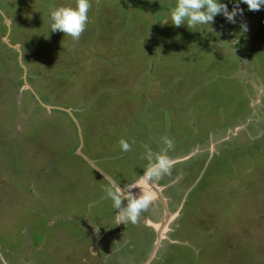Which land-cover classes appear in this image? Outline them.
Returning <instances> with one entry per match:
<instances>
[{
    "label": "rangeland",
    "instance_id": "rangeland-1",
    "mask_svg": "<svg viewBox=\"0 0 264 264\" xmlns=\"http://www.w3.org/2000/svg\"><path fill=\"white\" fill-rule=\"evenodd\" d=\"M90 3L74 42L49 16L75 0H0V264H264V6L189 29L177 0ZM165 135L163 204L116 225L105 188Z\"/></svg>",
    "mask_w": 264,
    "mask_h": 264
},
{
    "label": "clouds",
    "instance_id": "clouds-1",
    "mask_svg": "<svg viewBox=\"0 0 264 264\" xmlns=\"http://www.w3.org/2000/svg\"><path fill=\"white\" fill-rule=\"evenodd\" d=\"M240 3L246 4L248 10L253 12L260 11L264 6V0H235L234 7L229 11L227 5L219 0H177L170 13L171 23L176 27H181L186 23L191 29L197 25L210 26L217 15H222L229 23L235 24L236 17L243 16L244 10L240 8ZM75 4V7L53 8L50 11L49 26L51 32H62L65 36L71 37L74 42H78L87 28L88 13L92 5L90 0H75ZM168 22L166 20L164 23ZM241 28L245 32L248 30L246 23L242 24ZM23 56L24 53L21 54L22 61H24ZM160 143L163 147L159 152H153L147 145H144L148 165L137 181L123 187L113 182L105 188V198L110 199L113 209L118 210L115 215L116 225L137 224L141 214L153 205V186L163 177L171 174L173 161L168 152L174 148V142L165 135L160 138ZM119 144L122 151H131V145L126 140L121 139ZM137 188L139 192H134L133 189ZM125 201H127L126 204ZM95 230L99 232L98 227Z\"/></svg>",
    "mask_w": 264,
    "mask_h": 264
},
{
    "label": "water",
    "instance_id": "water-1",
    "mask_svg": "<svg viewBox=\"0 0 264 264\" xmlns=\"http://www.w3.org/2000/svg\"><path fill=\"white\" fill-rule=\"evenodd\" d=\"M144 174V172L141 174V176ZM138 179H139V177H138ZM137 179V180H138ZM136 180V181H137ZM133 191L134 192H139V189L137 188V189H133ZM153 197H156V199L157 200H159V202L161 203V204H163V201L161 200V198L158 196V188H155L154 186H153ZM169 217H168V214L165 216V220H167ZM165 220H164V222H165ZM164 222H162V223H164Z\"/></svg>",
    "mask_w": 264,
    "mask_h": 264
},
{
    "label": "crops",
    "instance_id": "crops-1",
    "mask_svg": "<svg viewBox=\"0 0 264 264\" xmlns=\"http://www.w3.org/2000/svg\"><path fill=\"white\" fill-rule=\"evenodd\" d=\"M79 139H80V138H79ZM80 143H81V141L78 140V142H77V146L80 147ZM80 156H81V154H80ZM82 158H83V160H89V159H86L85 156H82ZM100 174H101V173H100ZM101 175H105V174L102 172ZM104 177H105V176H104ZM113 182H114V181H112V183H113ZM112 183H111V184H112ZM154 187H155V188L158 187V195H159V191H160V189H161V188H160V185H157V183H156V184L154 185ZM155 200H157L156 197H154V202H155Z\"/></svg>",
    "mask_w": 264,
    "mask_h": 264
},
{
    "label": "bare ground",
    "instance_id": "bare-ground-1",
    "mask_svg": "<svg viewBox=\"0 0 264 264\" xmlns=\"http://www.w3.org/2000/svg\"><path fill=\"white\" fill-rule=\"evenodd\" d=\"M162 226V225H161Z\"/></svg>",
    "mask_w": 264,
    "mask_h": 264
}]
</instances>
